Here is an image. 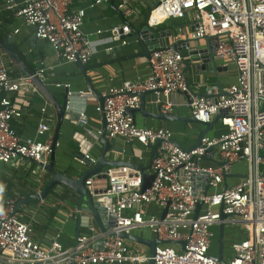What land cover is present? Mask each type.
Listing matches in <instances>:
<instances>
[{
  "label": "built area",
  "instance_id": "obj_1",
  "mask_svg": "<svg viewBox=\"0 0 264 264\" xmlns=\"http://www.w3.org/2000/svg\"><path fill=\"white\" fill-rule=\"evenodd\" d=\"M75 0H25L17 7L16 0H6V7L14 9L28 25L34 27L38 39L48 41L56 54L67 62L87 64L95 53L94 43L83 32L86 9L73 10ZM102 0H96L100 3ZM133 0H117L118 9L129 16ZM193 19L192 39H208L210 48L195 49L190 40L174 37L176 49L166 47L163 39L146 33L150 56V74L137 80H126L119 86H110L102 92L103 101L96 107L106 121L107 139L136 140L151 146L160 140L157 155L152 161L155 175L150 186L142 189L143 172L130 165L108 166L104 177L91 176L86 186L114 221L103 233L101 246L95 245L92 234L77 237L75 247L65 249L54 241L45 249L32 239V227L23 221L17 210V200L0 204V264H131L148 261L149 257L133 253L121 232L149 228L158 239L180 243L181 248L159 244L153 257L154 264H264V0H156L150 10L148 27L153 28L169 18ZM119 38L131 32L129 25L114 27ZM155 37V36H154ZM218 38L215 40L214 38ZM152 43V44H150ZM222 63L217 71L227 73L231 65L237 70V82L229 85L227 94L216 100L211 97L191 96L192 118L209 123L219 116L226 128L217 137L205 135L200 145L184 148L175 143L167 128L138 126L128 110L138 109L141 94L151 91L164 95L166 107L172 105L175 92L190 94L185 76L186 58H201ZM44 70L35 75L42 76ZM23 85H34L31 76L11 78L0 55V164L24 158L38 163L43 169L52 153V139L47 135L50 124L40 119L36 137L22 139L12 127V120L20 118V109L2 95L19 90ZM89 92L85 93L89 96ZM46 113V109H42ZM76 124L85 127L87 117L78 113ZM94 140L101 132L89 130ZM79 143L76 159L94 167L91 157L93 142L82 133L74 136ZM208 159L214 163L204 165ZM240 160L247 162L246 175L232 186H224L226 176ZM42 164V165H41ZM45 170V169H44ZM208 176V190L196 188ZM213 189V193L209 189ZM157 203L167 209L166 215H146L127 210L140 204ZM201 205L198 217L196 210ZM222 214L227 215L222 218ZM239 223L246 232L244 240L234 245V256L217 260L209 254L216 223ZM91 230L95 229L91 227ZM185 243L183 245L182 243Z\"/></svg>",
  "mask_w": 264,
  "mask_h": 264
},
{
  "label": "crops",
  "instance_id": "obj_2",
  "mask_svg": "<svg viewBox=\"0 0 264 264\" xmlns=\"http://www.w3.org/2000/svg\"><path fill=\"white\" fill-rule=\"evenodd\" d=\"M24 1L16 0L17 7L22 6ZM155 4L156 0H133L129 6L131 14L125 16L118 9L117 0H102L100 3H96V0H75L73 10L86 9L82 30L95 47L92 59L87 64H80L61 59L48 41L35 36L33 26L28 25L21 16L16 15L14 9H8L6 0H0V39L7 43L26 69H33L35 73L44 70L40 77L58 99L64 97L65 89L68 88L69 111L84 113L87 117L85 127L73 123L70 119H65L55 150V167L58 171L75 177L79 175L78 173L87 170V166L76 159L79 150V143L74 137L76 133H82L92 140L91 157L97 159L101 155L103 150L101 138L94 140L89 135V130L96 133L102 132L104 117L96 109L103 99L102 92L110 86H119L126 80H137L150 74L148 56L144 54L146 48L140 38L131 32L119 38L113 29L129 25L131 31L139 30L146 23L150 10ZM152 29L157 41L162 38L166 47H172L174 37L178 35L185 41L190 40L192 48L199 50L210 48L208 39L191 38L194 29L191 14L184 18H169ZM183 52L186 58L185 76L190 94L173 93L170 97L172 105L166 107L167 100L164 95H161V101L157 102L159 96L149 92L145 96L144 112L137 111L134 118L138 126L169 129L175 143L184 148H190L198 142L199 134L204 128L189 120L192 117L189 105L190 95L212 99L220 97L221 88L226 91L229 85L237 82V70L234 65H231L227 73H219L217 67L222 63L221 60L214 58L216 67L213 61H202L199 57L190 58L186 50ZM0 55L7 64L11 78L27 76L24 69L1 48ZM37 89L35 91L32 86L23 85L19 90L6 91L2 95L11 99L22 113L20 118L13 119L11 122L12 127L22 139L36 137L39 121L45 117L49 121L50 131L47 135L38 136V138L41 140L49 138L53 141L57 125L56 111L38 87ZM87 92L90 93L89 96L85 95ZM159 104L162 105V113H170L181 118L166 119L159 116L157 109ZM43 108L46 109V113L42 112ZM225 130L226 128L218 120L206 135L217 137ZM108 140L110 142V148L106 152L108 160L125 161L142 166L149 164L152 156L151 146L142 145L136 140L127 142L122 138ZM203 163L208 165L214 162L205 159ZM247 171V162L237 161L233 165L232 172L226 176L224 186L238 183ZM149 173H153L151 167ZM49 177L38 163L29 159L20 158L10 164H0V193L5 197L0 201L15 198L18 205L21 199L40 192ZM197 183L198 181L196 182L197 189H205L203 178L201 185ZM209 192L214 191L210 188ZM76 200L77 195L72 189L58 186L52 189L45 199H34L29 203H23L17 210L21 219L32 227V239L45 249L50 248L54 241L59 242L65 249H71L75 247L77 237L82 234L94 235L95 245L100 247V241L105 232L99 229L91 215L77 207ZM134 211L160 216L163 215L164 209L153 202L140 204L134 209L127 210L126 214L132 215ZM105 223L108 229L107 218ZM221 224L224 226L223 229ZM91 227L95 230L92 231ZM212 231L214 235L209 254L218 257L221 251L223 260L231 259L234 256V245L246 237L245 229L239 223H216L212 226ZM129 234L145 242L157 239L156 235L145 227L134 229ZM125 240L133 253L149 257L150 248L146 243L136 239ZM163 241L165 243L160 244H170L178 249L182 246L174 241ZM147 263L148 261H143L134 264Z\"/></svg>",
  "mask_w": 264,
  "mask_h": 264
},
{
  "label": "water",
  "instance_id": "obj_3",
  "mask_svg": "<svg viewBox=\"0 0 264 264\" xmlns=\"http://www.w3.org/2000/svg\"><path fill=\"white\" fill-rule=\"evenodd\" d=\"M115 1V0H113ZM148 20V18H147ZM146 20V23L144 25H142V27L139 30H135V31H131V34H135L137 37L140 38V41L143 43L144 47L146 48L145 50V55L150 56V50L148 47V41H147V37H146V33H148L149 31L152 33L151 37L153 38V40H155V32L153 31V29L148 27V22ZM122 38V37H121ZM215 40H217L218 38H214ZM176 44H174L172 46V48L175 50L176 49ZM0 48L5 50L13 59L14 61L20 65L27 76H31L32 80L34 82V84L39 88V90L45 95V97L50 101L51 105L54 107L55 111H56V116H57V125L55 128V135L53 138V144H52V153L50 156V161L48 163H46L44 165V169L45 171L48 173L49 180L46 183L45 187L37 193L31 194L29 195L27 198L25 199H21L18 202L17 208H19V206L23 203H29L31 200L34 199H45L47 197V195L50 193V191L52 189L57 188L58 186H60L61 188L63 187H68L70 189H72L75 194L77 195V200H76V205L80 210H83L86 214L91 215V217L96 221V223L99 226V229L102 232H106V223H105V219H108V222L111 223L114 221V218L112 215H109L105 208L102 207V205L96 200V198L92 195V193L90 192V190L87 188L86 186V180L91 177V176H95L97 175L98 177H104V175H101V172L103 171V169H105L108 166H122V165H130L131 167L143 172L144 174V183H143V187L142 189H146L147 187L150 186L151 182L154 179V174L153 173H149V169L152 166V161L155 159L156 155H157V147L160 144V140H158L155 144L151 145L152 147V156L150 159V162L147 166H142V165H137V164H130L127 163L125 161H118V160H108L106 158V152L107 150L110 148V142L106 137V121L105 119H103V129L101 132V142L103 143V150L101 155L96 159V163L94 167L91 166H87V170H84L80 173H78L79 175L77 176H69L63 172L58 171V169L55 167V157H56V146H57V142L59 139V134H60V129L65 121V119H70L73 123H75L74 120H77L78 118V113H74L72 111H69V89L66 88L65 89V93H64V97L62 99H58L53 92H51V90L47 87V85L43 82V80L41 79V77L39 75H35V71L32 69H26L23 64L21 63V61L18 59L17 55L9 48V46L7 45V43L4 40L0 39ZM212 61L215 63L214 60V56H213V52L210 49L209 50ZM216 65V63H215ZM217 67V65H216ZM85 70V69H83ZM90 88L93 90L92 85L90 84ZM151 91H147V92H143L141 94L142 97V103L140 108L138 109H133V110H128V113L131 114L133 117H135V114L137 111H142L144 112L145 110V105H146V100H145V96ZM223 94H227L226 91H224V89L221 88V95ZM218 97L215 98V100ZM103 101V99L101 100V102ZM157 109L159 111V116L166 118V119H178L181 118L179 116H174L171 115L170 113H162V105L159 104L157 105ZM262 110H264V105L262 107ZM190 122L192 123H198L200 125H202L204 128L201 130L200 134H199V139L198 142L192 146L196 147L198 145H200L202 138L209 132L212 130L213 126L215 125V123L219 120V116H215L213 118V120L209 123H202L194 118H190L189 119ZM42 165V164H41ZM199 178H203L205 180V189L206 192L208 190V186H207V181H208V176L206 174H203L202 176H196V179ZM201 205L198 206L197 210H196V215L195 218L198 217V213L200 210ZM167 213V209L164 210L163 212V217L166 215ZM227 215L222 214V218H226ZM222 229L224 228L223 224H221ZM223 232V230H222ZM120 235L124 238V239H136V240H141L143 241V243H146L149 248H150V253H149V260L147 264H154V255H155V251H156V247L160 244V243H165L163 240L160 239H155L154 241H146L138 238L136 236H133L132 234L129 233H125V232H121ZM169 242H173V241H169ZM77 243V241H76ZM183 245H185V243H182ZM217 260H223V257L221 255V251L219 252L218 257H214Z\"/></svg>",
  "mask_w": 264,
  "mask_h": 264
},
{
  "label": "rangeland",
  "instance_id": "obj_4",
  "mask_svg": "<svg viewBox=\"0 0 264 264\" xmlns=\"http://www.w3.org/2000/svg\"><path fill=\"white\" fill-rule=\"evenodd\" d=\"M260 105H261V107H262V106H263V103L260 102ZM3 198H5V197L0 193V200L3 199ZM2 201H4V200H2Z\"/></svg>",
  "mask_w": 264,
  "mask_h": 264
},
{
  "label": "trees",
  "instance_id": "obj_5",
  "mask_svg": "<svg viewBox=\"0 0 264 264\" xmlns=\"http://www.w3.org/2000/svg\"><path fill=\"white\" fill-rule=\"evenodd\" d=\"M4 201H0V204H2Z\"/></svg>",
  "mask_w": 264,
  "mask_h": 264
}]
</instances>
